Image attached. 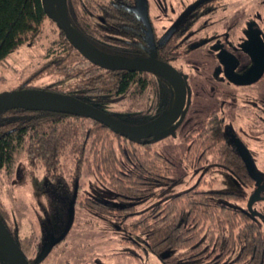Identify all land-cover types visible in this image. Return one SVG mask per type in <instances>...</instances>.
<instances>
[{
	"label": "trees",
	"instance_id": "16d2710c",
	"mask_svg": "<svg viewBox=\"0 0 264 264\" xmlns=\"http://www.w3.org/2000/svg\"><path fill=\"white\" fill-rule=\"evenodd\" d=\"M91 0H67L69 20L89 42L101 51L116 57L146 58L138 40H132L124 50L118 37L135 34L134 30L120 25L123 18L134 23V14L127 2L116 0L107 8L100 6L101 16L107 24L115 26L111 35L117 38V48L104 44L106 24L93 27L88 8ZM99 14V13H98ZM124 18V19H125ZM93 25V26H92ZM47 28L55 33L56 40L46 55V63L32 78L41 81L55 77L56 84L34 87L32 78L17 90L44 88L47 91L72 95L75 98L106 111L112 104L130 99L140 104L145 94L159 80L173 98L172 86L151 74H139L100 69L83 56L57 29L43 10L42 0H0V63L16 53L25 44L34 47L43 38ZM95 29V30H94ZM113 40V41H114ZM140 41V40H139ZM119 42V43H118ZM142 46V45H141ZM74 58H78L74 61ZM170 105L160 110H143L131 116L111 114L118 121L142 126L151 124L166 115ZM223 124L218 118L209 121L206 129L194 131L186 159L195 160L202 167L212 160L206 169L230 171L240 182H248L246 168L236 150L230 146ZM21 148L31 164L46 170L55 178L62 172H71L81 178L85 170L98 173L115 190V197L124 203L121 207L83 199L79 193L76 207L88 209L100 217L115 219L146 238L154 253H170L164 264H173L182 257L192 261L211 259L212 264H223L237 246H241L238 258L229 264H264V233L242 210L224 203L225 199L243 200L234 193H214L201 189L202 182L180 194L160 201L154 206L139 210L155 195L157 187L170 185L174 164L152 151V142L121 137L102 124L77 115L30 112L22 109L0 111V170L13 174L18 164ZM70 199H64L68 207ZM0 220L15 236L8 224L9 213L0 201ZM226 239L224 252L217 258L218 249ZM175 252L180 253L174 256ZM9 264L0 253V264Z\"/></svg>",
	"mask_w": 264,
	"mask_h": 264
},
{
	"label": "rangeland",
	"instance_id": "374dc122",
	"mask_svg": "<svg viewBox=\"0 0 264 264\" xmlns=\"http://www.w3.org/2000/svg\"><path fill=\"white\" fill-rule=\"evenodd\" d=\"M194 1L152 0L155 8L153 15H156L158 21L168 25ZM218 1L221 0H212L209 7L215 6ZM194 16H198V13L191 14V18ZM191 18L188 22L190 24ZM55 40V33L51 31V28H47L45 35L37 45L31 47L25 44L1 62L0 93L15 91L31 79L33 74L46 63V55ZM181 51L185 52V50ZM77 60L78 58H74L73 62ZM197 76L201 79L199 74ZM56 80L55 77H47L41 81H38V78H32L31 81L35 83L34 86H46L55 83ZM194 85L191 89L194 90L195 97L189 100L186 111L179 122L152 139V151L174 164L171 184L157 187L155 195L140 206L139 210L150 208L160 201H169L172 196L185 192L200 181L202 182L201 189L207 192L234 193L245 198L251 193V188L238 181L230 171L215 168L211 172H206L209 163L198 167L195 161L190 162L186 159L191 145V141L188 140L189 135L194 130H201L207 126L215 102L213 85L201 83ZM171 102L168 90L163 83L154 80L153 86L146 92L140 104H134L130 99H123L119 104L108 106L106 112L121 117L131 116L132 113L139 114L146 109L153 112V110L166 108L171 105ZM237 104H242V102L238 100ZM227 120L230 125L242 133L240 129L242 124L238 115L234 114ZM238 123H240L239 127ZM245 139H248V136L245 135ZM60 176L52 179L44 169L36 171L24 156L21 148L18 149V165L13 179L6 169L0 170V201L8 211L9 223L16 228L25 250L30 251L38 243V235L41 244L46 237L59 234L67 225L68 213L63 197L67 191H70L73 196L78 185L81 186L80 195L84 199L103 201L116 207L124 205L116 199L115 190L96 172L88 173L85 170L81 178H77L71 172H62ZM223 201L226 205L237 209H243L246 206L243 200L225 199ZM130 223L131 221L127 222L128 225ZM262 230L264 232V227ZM73 231L82 246L79 249L82 257L69 261L67 258L63 260L56 255L45 264H67L66 261H69V264H163V261L147 245L145 237L130 235L128 227H121L114 219L100 217L90 210L76 209ZM225 245L226 240L223 241L215 257L222 254ZM240 251L241 246H237L226 257L223 264L234 262ZM178 254L179 252H176L174 256ZM175 264H212V260L203 258L198 261H189L180 258Z\"/></svg>",
	"mask_w": 264,
	"mask_h": 264
},
{
	"label": "flooded vegetation",
	"instance_id": "af4514ba",
	"mask_svg": "<svg viewBox=\"0 0 264 264\" xmlns=\"http://www.w3.org/2000/svg\"><path fill=\"white\" fill-rule=\"evenodd\" d=\"M115 1L116 0H91L89 1L90 6L88 8V11L90 14L89 18L93 23L94 26H92L94 28L100 26L99 22H101L103 25L106 24V34L103 37L104 44L108 45L109 47L117 48L119 45H117V42L115 41L118 40L113 39L117 37L109 33L113 31L115 26L107 24L106 20L100 14V12H102L100 6H102L103 10V8H107L109 4L115 3ZM119 1L120 3L122 1L127 2L128 9L134 13L132 15L134 23H129V19L124 17V21L121 22L123 23V25H120V28L122 29L123 27L125 29L127 28L129 30H134L135 33H125L123 36L118 37L120 44L123 46L124 50H126L128 49L127 45L133 43L132 40H138V43L136 42L135 45L137 44L142 47V51L145 53L146 58L129 59H141L150 61L152 60L153 56H155V59L157 61L164 62L173 66L179 71L180 74H182L183 77L186 78L187 102L184 112L186 111L189 100L195 97L193 93L194 90L191 89V86L194 87L195 83H201L204 85L210 84L214 86L215 102L212 101L208 96L209 99L214 102L213 110L209 115L208 123L213 118H218L220 121H222V124L224 126L223 131L228 137L230 146L236 150L241 161L243 162L249 177V181L242 183L251 188V193L249 197H243V201L246 202V206L240 210L246 213L254 222L259 224L262 229V227H264V0H221L220 2L218 1L217 4L213 7H209V4L212 0H206L204 2H201L193 11H191L175 29H173L175 24L179 21L183 14L200 0H195L190 6L185 7L180 12V14L175 17L174 21L171 23L169 22L168 25H165L164 23H161L157 20L156 15H153L155 8L152 0H146L149 27L147 26V24H145L142 17L135 11L137 7L136 0ZM194 12L198 13V16L192 17V20L191 14H193ZM190 18L191 24L188 23L190 21ZM168 33L169 35L167 39H165ZM176 39L179 40L177 41ZM93 45L97 47L95 44ZM181 50H185V52ZM197 74L201 76V79H198ZM247 78L250 79L246 80ZM161 80L164 81L163 79ZM53 84H56V82ZM39 90L45 89L40 88ZM173 91L174 98L172 99L169 111L174 110L177 104V93L174 88ZM238 100L242 102V104L238 105ZM234 114L238 115V118L240 119V123L242 124V127H240V129L242 133L239 132L238 129H235L234 126L230 125L227 120ZM109 115L111 116V114ZM240 123H238V127L240 126ZM207 126L204 129H206ZM245 135L248 136V139H245ZM188 140L191 141V144L194 141L193 139H189V137ZM143 141L152 142V139ZM242 147H244L248 151L251 157L254 172L258 177L260 184H258V180H255L248 171L247 165L240 153ZM211 162L212 160H208L206 163H209L210 165ZM31 165L36 171H38L39 169H44L40 166L37 167L33 164ZM16 168L13 174H9L12 179L15 175ZM44 171L46 172L45 169ZM61 174H58L55 178L61 177ZM51 178L55 179L53 177ZM63 182L66 183L64 180ZM64 185L67 186V184ZM259 187L261 188V200L257 201L252 207L253 212L256 213L255 216L253 213H250L248 204L250 198ZM80 191L81 186L78 185L73 196L70 191H67L66 195L63 197V199H70L68 207L65 205L69 222L70 205L74 200V196L76 194L73 224L65 237L53 247L45 260L40 264L47 263L50 258L53 259V257L56 255H59V257L63 260L67 258L69 261H74L77 260V258L82 257L79 251L82 246H80L78 242L79 238L76 237L75 232L73 231L74 222L76 220V209L79 208V211L80 209H83L80 207H76L78 193L80 195ZM68 222L67 225L59 232V234H51V236L46 237V239L41 244L39 243L40 236L38 235V243H36L34 247H32L30 251H28L24 249L17 234L16 228H14L8 220L10 228L15 233V236L13 237L15 238L18 245L22 248L29 261V264H35V260L41 254L44 246L48 244L53 237L55 239H58L63 235L66 228L68 227ZM117 224H119V226L121 227H128L130 229V235H140L138 233H134L131 230V224L124 225L118 222ZM226 239L227 236H225V240ZM180 253L184 252H179V254ZM154 254L163 261V264L170 257H172V255L168 252L162 253L160 255H157L156 253ZM163 256H166V258L164 259ZM182 258L192 261L189 256ZM69 261H66V263L69 264ZM175 263L176 261L173 262V264Z\"/></svg>",
	"mask_w": 264,
	"mask_h": 264
},
{
	"label": "water",
	"instance_id": "95a60500",
	"mask_svg": "<svg viewBox=\"0 0 264 264\" xmlns=\"http://www.w3.org/2000/svg\"><path fill=\"white\" fill-rule=\"evenodd\" d=\"M200 0L189 8L179 21L175 24V29L178 24L201 2ZM136 13L139 14L145 24L148 25L146 0H136ZM44 13L57 27L58 30L65 34L69 43L78 51L92 65H95L106 71H118L129 73H148L155 75L164 81L171 84L177 93V104L174 110L169 111L161 119L144 126H130L126 125L117 119L110 116L108 113L81 101L71 95L55 93L39 89H21L10 92L0 93V111L22 109L30 112H51L59 114H69L83 116L92 119L103 126L110 129L113 133L120 135L123 138L130 140H149L160 136L171 127H173L182 117L187 102V86L186 78L179 73L173 66L157 61L155 56L152 60L146 61L141 59L120 58L102 52L92 43H90L80 32H78L67 14V0H42ZM170 33V32H169ZM169 33L165 37L167 39ZM250 78H247L248 80ZM241 156L245 161L248 171L255 180L260 181L255 175L251 157L248 151L242 147ZM261 188L252 195L249 200L248 209L250 213L256 216L253 212V205L261 200ZM76 201V194L74 200L70 205L69 222L63 235L46 244L35 260V264H40L53 247L58 244L70 230L74 220V203ZM0 253L8 260L9 264H29V261L24 254L22 248L18 245L13 235L7 229L3 221L0 220ZM165 259L166 256H163Z\"/></svg>",
	"mask_w": 264,
	"mask_h": 264
}]
</instances>
